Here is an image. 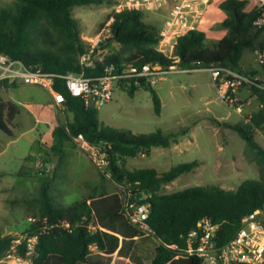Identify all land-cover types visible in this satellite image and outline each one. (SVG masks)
<instances>
[{"label": "trees", "instance_id": "trees-1", "mask_svg": "<svg viewBox=\"0 0 264 264\" xmlns=\"http://www.w3.org/2000/svg\"><path fill=\"white\" fill-rule=\"evenodd\" d=\"M111 0H13L8 7L0 6V54L22 61L29 67H41L45 72L56 75L81 74L79 57L85 53L87 43L81 36V25L74 16L75 8L111 5ZM246 1L226 0L220 8L228 17L222 25L228 34L212 48L206 46L205 33L191 31L178 39L175 56L169 59L158 53L159 29L145 20L141 11H124L114 15L113 38L101 47L116 43L131 49L127 57L110 52L105 55L97 68L86 69L85 75L100 73L105 65L114 64L117 72L130 66L140 72L146 65H158L167 71L174 66L182 69L211 68L222 66L241 72L240 58L246 48L263 46L260 32L246 35L253 30L257 18L256 11L245 12ZM264 69V68H263ZM251 71L248 75H257ZM140 78L125 77L119 81L123 87L129 83L131 96L140 86ZM19 85L6 89L17 88ZM148 88L146 81L142 84ZM65 95V108L73 114V120L58 125L53 130L54 143L50 151L54 156H62L66 144L75 142L79 134L97 145L108 142L109 168L118 186L127 185L133 195L141 192L150 195L147 200L150 215L147 221L152 235L159 242L150 264H202L195 256H186V236L198 228L202 220L208 219L219 226L216 241L220 246L235 238L242 220L255 211L264 209V148L255 140L254 131L264 129V90L252 86L255 97L261 104L246 123L233 126V130L246 143V156L257 166L260 180H246L237 190H225L218 186L191 187L171 194L161 193L164 186L173 183L182 175L193 172L199 162L180 164L168 172L159 173L153 168L128 170L124 164L128 159L140 155L150 156L152 149H168L185 137L190 127L176 131L156 130L150 134H136L128 129H118L104 125L99 119V111L87 108L80 98L72 96L63 84L56 87ZM152 91L155 114L162 113V101L156 91ZM20 115L18 105L6 100L0 91V131L14 136V122ZM46 171V176L56 175L47 168L36 169L27 158L21 169L13 175L17 178H37ZM138 183V184H136ZM39 204L34 220L22 236H39L36 255L31 264H103L102 254L112 255L120 248L119 234L125 239L139 235L135 228L131 236L118 231L112 221L125 215L121 194L95 196L90 194L71 205H65L53 188L51 181L44 182L36 196L12 200ZM109 230L113 233L104 231ZM115 233V234H114ZM19 236L4 235L0 231V258L11 250ZM96 246L98 252H92ZM175 245L177 248L172 249ZM19 252L24 255V248ZM102 253V254H101ZM264 264V263H263Z\"/></svg>", "mask_w": 264, "mask_h": 264}, {"label": "rangeland", "instance_id": "rangeland-1", "mask_svg": "<svg viewBox=\"0 0 264 264\" xmlns=\"http://www.w3.org/2000/svg\"><path fill=\"white\" fill-rule=\"evenodd\" d=\"M111 5L80 7L74 9V16L81 25V36L93 38L113 13L114 6L121 0H111ZM226 0H212L207 8L205 21L199 31L206 35V46L212 48L227 36L228 29L222 22L228 17L220 5ZM246 1L245 12H251L256 0ZM13 0H0L1 7H8ZM159 13H145L148 24L160 28ZM251 30L246 37L253 36ZM260 40H258L259 42ZM105 54L113 52L127 57L131 49L111 43L104 49ZM241 73L258 71L264 84V69L256 62L254 48H246L239 61ZM179 68V67H178ZM180 69V68H179ZM189 73L170 71L161 76L157 86L148 88L138 83L140 88L134 96L132 86L116 84L113 99L99 110V119L106 125L118 129H128L136 134H150L158 129L176 131L190 127L189 133L168 149L154 148L150 156H138L126 160L128 170L153 168L159 173L170 171L180 165L199 162L191 173L182 175L171 184L164 186L161 193L171 194L191 187L218 186L225 190H237L246 180H260L257 166L246 156V143L233 130V126L246 123L261 104L249 86H241L235 104L223 102L209 72L205 68L189 69ZM157 92L162 101V113L155 114L152 91ZM1 95L18 105L20 115L14 122V136L0 131V231L4 235L22 236L32 223L39 204L12 200L33 197L38 194L44 182L51 181L57 197L65 205H71L93 194L95 196L121 194V187L114 180L108 167L104 172L98 169L89 155L76 142L65 145L62 156L54 170L56 175H41L37 178H17L13 174L21 169L27 158L36 169L51 170L55 156L50 151L54 143L53 130L73 120V114L66 108L56 107L49 92L31 85L4 89ZM242 105V112L236 108ZM256 142L264 148V129L255 130ZM118 231L131 236L135 227L126 215L112 221ZM104 231H109L104 229ZM111 233V231H109ZM121 252L104 256L103 264H150L159 242L148 232L139 230L136 237L123 236ZM7 264H13L7 262Z\"/></svg>", "mask_w": 264, "mask_h": 264}, {"label": "built area", "instance_id": "built-area-1", "mask_svg": "<svg viewBox=\"0 0 264 264\" xmlns=\"http://www.w3.org/2000/svg\"><path fill=\"white\" fill-rule=\"evenodd\" d=\"M211 2L212 0H121L114 6L113 13L110 14L99 32L93 38H84L87 43L86 51L78 61V65L83 70L81 74L56 75L45 72L41 67H29L20 60L0 54V91L6 89L5 83L9 86L13 84L37 86L49 92L56 107L64 108L65 95L56 88L60 83L72 96L80 98L87 108L99 111L112 101L116 84L125 77L145 79L152 87H155L161 76L170 71L186 73L192 71L179 69L178 66L165 71L158 65L149 64L144 66L140 72L128 73L131 67L124 65L128 69L121 75L117 72L116 65L110 64L103 66L100 73L86 76L85 70H95L97 63L102 62L106 55L101 46L113 38L112 23L115 14L124 11L163 14L164 20L159 28V43L156 50L178 63L179 59L174 54L178 39L191 31L199 30ZM254 11L257 13V18L253 23V29L260 32L259 40L263 43V46L254 48V54L256 62L264 68V0H256ZM205 71L211 74L219 98L223 102L235 104L238 89L241 86H255L264 90V84L258 76H250L219 65L206 68ZM242 108V105H238L236 110L241 113ZM75 142L89 155L98 169L104 172L109 167L110 161L106 148L109 146L108 142L93 145L83 134H79ZM120 187L124 213L130 224L140 231L152 234L147 223L150 215L147 200L150 195L141 192L138 197L133 195L129 186ZM218 229L219 226L214 225L210 220H202L198 228L186 236L184 254L199 258L202 264L264 263V209L245 217L235 238L224 246H220L216 241ZM38 242V235L18 237L11 250L0 258V264H7V262L31 264L36 255ZM20 247L24 248V255L19 252ZM171 248L176 249L177 247L172 245ZM91 251L98 252L97 247L92 246Z\"/></svg>", "mask_w": 264, "mask_h": 264}, {"label": "water", "instance_id": "water-1", "mask_svg": "<svg viewBox=\"0 0 264 264\" xmlns=\"http://www.w3.org/2000/svg\"><path fill=\"white\" fill-rule=\"evenodd\" d=\"M130 72L136 73L137 70L136 69H131V70H129L128 73H130ZM144 82H145V79H141L139 81V84L142 85ZM58 159H59L58 156H56L51 170H54L55 169ZM39 173L44 176V175H46L47 172L46 171L36 172V175L39 174Z\"/></svg>", "mask_w": 264, "mask_h": 264}, {"label": "crops", "instance_id": "crops-1", "mask_svg": "<svg viewBox=\"0 0 264 264\" xmlns=\"http://www.w3.org/2000/svg\"><path fill=\"white\" fill-rule=\"evenodd\" d=\"M256 5V4H255ZM255 8V7H254ZM254 10V9H253ZM252 10V11H253ZM157 18H160L161 19V21H162V24H163V20H164V16H163V14H157ZM205 21V20H204ZM162 26V25H161ZM152 152V151H151ZM103 229V228H102ZM109 232V231H108ZM111 233H113V232H111ZM115 234V233H114ZM115 235H117L119 238H120V241L122 242V237L119 235V234H115ZM119 253V250L117 251V252H115L114 254H118ZM114 254H112V255H114ZM103 256H108L107 254H104Z\"/></svg>", "mask_w": 264, "mask_h": 264}]
</instances>
